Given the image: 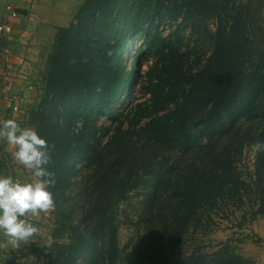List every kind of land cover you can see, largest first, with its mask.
I'll use <instances>...</instances> for the list:
<instances>
[{
  "label": "trees",
  "instance_id": "1",
  "mask_svg": "<svg viewBox=\"0 0 264 264\" xmlns=\"http://www.w3.org/2000/svg\"><path fill=\"white\" fill-rule=\"evenodd\" d=\"M146 1L137 0L136 3L140 6ZM169 1L178 15L188 20L198 17L203 11L218 19L216 48L198 71H193L192 66L185 69V63L174 57L172 42L165 45V38L159 36L158 30L153 31L154 21L177 17L169 12L163 14L164 3L161 0L156 1L152 14L148 11L146 21L150 22V26L146 29L142 24L141 28L135 29L143 20L140 18V22H135L136 12L132 9L135 0H85L75 21L59 29V42L52 59L46 95L38 112L41 117L39 126L43 131L39 135L43 152H39L38 157L41 159L39 171L47 181L54 206L60 198L67 201L65 187L72 183L79 163L85 162L88 166L85 178L88 203L81 205L86 217L79 221L83 228L74 226V220L69 218L62 224L73 228L74 248L70 254L73 262L81 250H89V264H99L97 255L92 258L91 251L92 246H97L101 255L108 252L101 264L115 263L116 254H110L111 249L102 250L108 246L105 236L113 225L112 214L116 204L141 186L142 177L137 172L140 162L134 153L136 145L140 147L155 142L164 136L163 131L170 132L172 136L181 135L183 140L195 132L200 138L207 136L208 144L202 147L207 159L224 167L231 164V159L237 155L233 147L239 146L243 137H249L253 132L249 128L244 135L241 134L246 119L254 118L256 121L264 115L261 112L264 109L261 64L247 72L245 64L248 61H239V56L248 47L245 35L237 33L233 25L229 29L224 25L220 6L211 2ZM121 30V37L112 44L111 37L120 34ZM135 30L144 37L145 47L149 52L154 51L156 57L154 66L147 73L148 85L145 86V91L151 93L156 115L142 126L133 122V117L123 122L112 113L114 104L129 94L135 75L133 70H137L136 66L130 71L123 69L125 54L133 42L130 36ZM165 46L168 49L166 52ZM110 49L112 54H109ZM244 88L248 91L247 95L238 99ZM238 100L243 103L235 104ZM141 106L139 104L138 108ZM144 108L147 109L145 105ZM224 111L230 115L236 113L231 124L224 122ZM99 117L112 119L111 128L99 127ZM78 120L82 121V125L76 129ZM101 129L111 132L106 143H103V137L97 135ZM234 130H237L235 137L222 144ZM107 153L112 157L104 158ZM192 165L195 167L187 169L183 182L167 190L166 204L158 215L163 224L153 232L146 230L149 235L155 233L152 235L154 239H149L147 247L137 253V257L141 258L139 261L150 257L147 252L154 248V242L162 241L170 245L178 237L181 238L189 229L188 213H196L199 208L208 207L209 210L214 206L213 202L217 204V200L224 196L225 192L221 193V190L230 189V186H225L230 183L226 173L224 175L226 170L213 177L210 174L201 175L198 166ZM155 172L157 176L155 173L153 177L158 179L165 175L162 169ZM167 181H170L169 177ZM160 194V189H156L154 200L147 207L153 210ZM70 212L80 217V211L75 207L70 208ZM209 218H212L211 214ZM62 226L59 230L64 229ZM185 264H198V261L191 258Z\"/></svg>",
  "mask_w": 264,
  "mask_h": 264
},
{
  "label": "rangeland",
  "instance_id": "2",
  "mask_svg": "<svg viewBox=\"0 0 264 264\" xmlns=\"http://www.w3.org/2000/svg\"><path fill=\"white\" fill-rule=\"evenodd\" d=\"M156 1L147 0L145 4L139 6L135 0V6L132 7L134 13L136 12L135 22H140V18L143 19L136 25V30L141 28V24L145 29L150 26V22L146 21L147 13L148 11L153 13ZM161 1L164 3L163 14L169 12L168 14L177 15V17L173 20L165 19L162 22L154 21L153 31H159V36L165 38V45L172 42L171 48L176 54L174 57L185 63V69L192 66L193 71H198L216 48L217 17L210 15L208 11H203L198 17L188 20L185 16L178 15L171 1ZM196 1L200 4L211 2L220 6V17L224 25L226 24L228 29L233 25L237 33L241 32L245 35L248 47L247 50L245 47V51L239 56V61L242 62L243 59L245 62L248 61L245 64L247 72L261 64L260 79L262 91H264V0H189L190 3ZM131 6L130 3L129 7ZM181 10L184 11V8ZM76 15L66 27L75 21ZM136 30L130 36V41L133 42L125 54L123 69L130 71L136 66L137 70H133L135 75L130 83L132 87L129 85V94L114 104L112 113L119 116L123 122L133 117L132 121L142 126L150 120L151 116L156 115L151 93L145 91V86L148 85L147 73L154 66L156 57H154V51L147 50L144 37L139 36ZM121 33L122 30L120 34L111 37L112 44L121 37ZM56 48L57 43L55 45L54 41L53 45H50L48 56L44 58L43 63L39 64L38 79L44 84L38 90L36 101L25 106L22 96L24 102L22 101L20 110L13 112L17 122L14 139L18 145L23 146L25 151L12 159L0 155V174H3L6 179H12L11 181L17 186L20 182L28 186L19 198L25 202V212L22 207L19 208L23 214L20 213L17 217L28 221L29 224L26 225L36 228V234H32L30 243L23 241L26 243H23L21 250L18 248L12 252H6L3 249L0 253V264H89L91 255L89 250L83 252L81 250V253H77L75 262L70 260V254L74 248V232L71 226L67 224L62 226L65 219L69 218L74 220V226L83 228L79 221L86 217L81 205L88 203L85 193L88 166L85 162L79 163L72 183L65 187L67 201L60 198L57 206L52 204L47 181H44L39 171L41 159L38 155L39 152H43L39 135L43 131L39 126L41 117L38 112L46 95ZM166 48L165 46L164 52L168 50ZM112 52L110 49L109 54ZM247 93L248 91L244 88L238 99H244ZM238 101L235 104L243 103ZM139 104L142 106L138 108ZM261 112L264 113V109ZM223 113L224 122L227 125L231 124L236 113L235 115H230L226 111ZM11 119L14 120L13 117ZM112 121L108 117H99L97 124L99 127L104 125L111 128ZM77 123L76 129L80 128L82 121L78 120ZM249 128L253 132L251 135L248 134L249 137H243L239 146L233 147L237 155L231 159V164L224 167H219L215 161L207 159V156L203 154L205 150L202 149L208 144L207 136L200 138L195 132L183 140V136L179 134H177L179 136H172L170 132L165 133L162 128L161 133L164 136L160 139L140 147L136 145L134 153L140 162L137 172L142 177L141 186L126 196L125 200L116 204L112 214L113 225L105 236L108 246L102 251L111 249L109 253L116 254L114 264H185L191 258L197 259L198 264H264V115H260L256 121L254 118L246 119L241 134L244 135ZM236 131L234 130L230 136L224 138L222 144L230 142L235 137ZM110 133L101 129L97 135L103 137V143H106ZM171 146H173L172 149ZM108 156L112 157L110 153H107L104 158ZM193 163L198 166L199 172H202L201 175L210 174L216 177L221 174V170H226L224 175L226 173L225 176L230 183H226L225 186H230L231 190L222 189L221 193L225 192L224 196L217 200V204L213 202L214 206L209 210L206 207L199 208L196 213L190 211L188 213L189 229L182 234L181 238L178 237L170 245L162 241L154 242V248H150L147 252L150 257L139 261L141 258L137 257V253L147 247V243H150L149 239H154L152 235L155 233L149 235L146 230L150 229L153 232L157 226L163 224L158 215L166 204L167 190L183 182L187 169L190 166L195 167ZM161 169L165 175L163 174L164 176L159 179L153 177L155 171ZM156 189H160L161 194L159 200H156V208L151 210L147 206L154 200ZM15 191L18 192L17 189ZM73 207L80 211V217L70 212V208ZM25 213L28 215L24 219L22 216ZM210 214L212 218H209ZM61 226L63 230H59ZM34 235L37 237L34 238ZM11 241L12 243L15 241L13 245L18 244L15 239ZM91 249L92 258L96 254L99 264L102 263L103 257L108 256V252L101 255L99 252L101 249L97 246H92Z\"/></svg>",
  "mask_w": 264,
  "mask_h": 264
},
{
  "label": "crops",
  "instance_id": "3",
  "mask_svg": "<svg viewBox=\"0 0 264 264\" xmlns=\"http://www.w3.org/2000/svg\"><path fill=\"white\" fill-rule=\"evenodd\" d=\"M7 2L13 4L19 16L11 20L12 32L6 40L0 41V155L12 159L25 151L14 139L17 122L12 105L21 104L22 96L25 106L36 101L38 90L44 84L38 79L39 64L48 56L54 41L58 46L59 29L70 24L85 0H0V24ZM4 48L9 52L2 56ZM9 179L0 174V253L3 249L6 252L21 250L23 243H30L32 234H36V228L17 217L22 213L21 207L25 212V202L19 198L28 186L20 181L17 186ZM27 213L22 216L24 219ZM12 239L18 244L13 245Z\"/></svg>",
  "mask_w": 264,
  "mask_h": 264
},
{
  "label": "built area",
  "instance_id": "4",
  "mask_svg": "<svg viewBox=\"0 0 264 264\" xmlns=\"http://www.w3.org/2000/svg\"><path fill=\"white\" fill-rule=\"evenodd\" d=\"M19 16V12L15 9L11 2H7L5 5L4 20L0 24V41L6 40V36L12 32L11 20L16 19ZM8 48H4L2 56L8 54ZM5 74V72H4ZM20 103H14L12 105L13 112L20 110Z\"/></svg>",
  "mask_w": 264,
  "mask_h": 264
}]
</instances>
